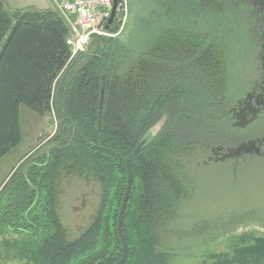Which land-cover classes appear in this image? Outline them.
I'll list each match as a JSON object with an SVG mask.
<instances>
[{
  "label": "trees",
  "instance_id": "1",
  "mask_svg": "<svg viewBox=\"0 0 264 264\" xmlns=\"http://www.w3.org/2000/svg\"><path fill=\"white\" fill-rule=\"evenodd\" d=\"M207 31L158 30L138 52L117 37L92 36L88 49L72 56L68 29L53 10L11 12L0 0V161L21 143L22 107L55 121L53 134L28 150L0 186V226L31 237L25 256L36 264L116 263L125 159L162 121L131 162L121 229L124 264L167 263L161 234L192 190L189 158L239 137L245 126L225 98L227 46ZM224 126L227 138H220ZM79 180L97 187V203L71 238L58 202ZM248 239L215 264H264V237Z\"/></svg>",
  "mask_w": 264,
  "mask_h": 264
},
{
  "label": "rangeland",
  "instance_id": "2",
  "mask_svg": "<svg viewBox=\"0 0 264 264\" xmlns=\"http://www.w3.org/2000/svg\"><path fill=\"white\" fill-rule=\"evenodd\" d=\"M195 1L200 6L196 7L192 23L217 29L227 46L225 98L234 120L245 126L239 137L223 139L228 141L227 145L222 146L223 140L214 141L209 149L198 150L189 158L192 190L161 234L165 249L162 251L169 256L166 264H215L231 257L236 248L250 244L247 242L251 236L264 237V130H261L264 119L249 126L253 120L260 119L262 114L258 111H264L261 108L264 104V0H221V6L212 11L201 7L203 0ZM209 2L213 4V0ZM3 3L11 12L45 11L50 7L47 0H3ZM180 7L175 10L176 15L180 14L176 20L167 18L161 24V19L166 17L162 12L166 0H126V10L117 13L111 24L118 27V32L107 33L138 52L162 26H190L186 24L188 10ZM21 119V143L0 161V186L27 151L41 144L55 129L52 114L38 117L22 107ZM161 125L162 121L152 132L155 134ZM222 132L220 138H227V128ZM64 193L58 202V213L72 238L90 221L97 203V187L73 181ZM250 213H254L250 216L252 221L245 224L237 222L230 228L226 223L229 230L217 226L233 216ZM241 228L251 232L238 234ZM29 238L25 233L1 225L0 264H36L30 255L24 254V244Z\"/></svg>",
  "mask_w": 264,
  "mask_h": 264
},
{
  "label": "built area",
  "instance_id": "3",
  "mask_svg": "<svg viewBox=\"0 0 264 264\" xmlns=\"http://www.w3.org/2000/svg\"><path fill=\"white\" fill-rule=\"evenodd\" d=\"M69 22L73 32L66 39L71 55L83 52L82 45L92 36L111 37L104 29L113 0H52ZM126 10V0H117L116 14Z\"/></svg>",
  "mask_w": 264,
  "mask_h": 264
},
{
  "label": "flooded vegetation",
  "instance_id": "4",
  "mask_svg": "<svg viewBox=\"0 0 264 264\" xmlns=\"http://www.w3.org/2000/svg\"><path fill=\"white\" fill-rule=\"evenodd\" d=\"M198 1H200V0H198ZM204 1V3H202V8H205V10L207 9V10H209V11H212L213 9H215L216 7H218V6H221V0H213V4H210V2H209V0H203ZM208 1V2H207ZM242 1H245V0H241V2ZM176 2H180L181 3V5H177V3ZM202 2V1H201ZM225 2V1H224ZM249 2H250V0H249ZM165 3V2H164ZM163 3V4H164ZM177 6V7H176ZM179 6H181L180 7V9L182 10V9H184V7H186L185 9H187L188 10V12H186V14H187V19H188V22H186V24L188 25V24H190V26H187V27H182L181 25H180V23L178 24V25H176V26H179V27H177V28H179V29H177V28H174V27H167V28H163V26L160 28V29H157V30H159V31H163V30H173V31H175V32H177V33H181V34H183V33H188V34H193L195 31H196V29L199 31V30H201V29H204V30H208L207 32H208V36L209 37H211L212 39H216V38H218V39H220L221 41H222V43H223V36L220 34V32L217 30V29H215V28H213V27H204V26H201V25H194V22L192 23V20H193V17L195 16V10H196V7L197 6H200V5H196V1L195 0H171L170 2H169V0H166V8H165V10L164 11H162V12H165V18H163V20L161 19V24H163V23H165V21H166V19L167 18H173L174 20H176L177 18H178V16L180 15V14H177L176 15V13H175V10H176V8H178ZM173 11L172 12V14L170 15V14H168V11ZM205 13H207V12H205ZM174 14V15H173ZM168 15H170V17L168 16ZM219 19V18H218ZM186 21V20H185ZM184 21V22H185ZM211 21V20H210ZM183 24H185V23H183ZM161 26V25H160ZM173 26H175V25H173ZM184 26V25H183ZM211 35H213L214 36V38H213V36H211ZM120 36V35H119ZM117 40H119V38L117 37ZM120 42V41H119ZM147 44V43H146ZM224 44V43H223ZM146 46V45H145ZM130 48V47H129ZM261 108H263L264 109V104L262 105V107ZM259 112V114L261 113L262 115L261 116H259L258 118H260V119H255V120H253L251 123H249V126H251V125H254V123H256V122H254V121H259V120H262V119H264V111L263 112H260V110L258 111ZM258 115V114H257ZM248 126V127H249ZM261 130H264V127H262L261 128ZM249 140H251V138H249ZM259 140V139H258ZM258 140H255V141H258ZM262 140L264 141V135L262 136ZM249 155L250 156H253V152L252 153H249ZM253 217V216H252ZM252 217L250 218V216L249 217H247V218H244L243 220H241V221H231V222H224L223 224H228L227 226H230V228L232 227V226H234V224L235 223H239L240 225L241 224H245V223H247L248 221L250 222V221H252ZM220 229H222V230H229V227H225V228H223L224 226L223 225H217ZM243 227V226H242ZM209 230H210V232H211V230H212V228H209ZM243 231H244V233H250L251 231H247L246 230V228H241L240 229V232H237L238 234H242L243 233ZM243 237V236H242ZM241 237V238H242ZM254 238L255 237H260V236H253ZM250 238H252V236L250 237ZM237 239H239V238H237ZM237 239H235V240H237Z\"/></svg>",
  "mask_w": 264,
  "mask_h": 264
},
{
  "label": "water",
  "instance_id": "5",
  "mask_svg": "<svg viewBox=\"0 0 264 264\" xmlns=\"http://www.w3.org/2000/svg\"><path fill=\"white\" fill-rule=\"evenodd\" d=\"M116 4H117V0H113V7H112L111 15H110V18L108 19L105 27H104L105 30H108L109 26L112 24V22H113V20L115 18V15H116ZM52 6H53V10L55 11V13L64 22V24H65L66 28L68 29V31L69 32H73L72 31V27L70 26L69 22L63 16L61 11L53 4V2H52ZM90 41H91V38H89L82 45V51L83 52H85L88 49ZM101 95L103 96V90L101 91ZM101 103H102V99H101V102H100V107H101ZM151 137H152V132H150L146 136H144L141 139V141L138 143V145L135 147L133 152L130 154V156L125 159L126 184H125V189H124V193H123V196H122V200H121V204H120V208H119V212H118V217H117V223H116V231H117L119 242L121 244V251L122 252H121L120 259L114 264H124L126 259H127V256H128V246H127V243H126V241L124 239L121 227H122V219H123L126 203L128 201V197H129V193H130V189H131V183H132L131 162L139 154V152L145 147V145L148 143V141L150 140Z\"/></svg>",
  "mask_w": 264,
  "mask_h": 264
},
{
  "label": "crops",
  "instance_id": "6",
  "mask_svg": "<svg viewBox=\"0 0 264 264\" xmlns=\"http://www.w3.org/2000/svg\"><path fill=\"white\" fill-rule=\"evenodd\" d=\"M48 1V3H49V5H50V7L47 9V10H53V6H52V1L51 0H47ZM46 11V10H45ZM3 183V182H2Z\"/></svg>",
  "mask_w": 264,
  "mask_h": 264
}]
</instances>
